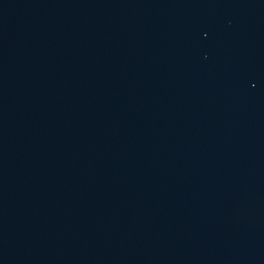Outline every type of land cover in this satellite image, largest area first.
I'll return each mask as SVG.
<instances>
[{"label": "water", "instance_id": "water-1", "mask_svg": "<svg viewBox=\"0 0 264 264\" xmlns=\"http://www.w3.org/2000/svg\"><path fill=\"white\" fill-rule=\"evenodd\" d=\"M0 264H264V0H0Z\"/></svg>", "mask_w": 264, "mask_h": 264}]
</instances>
